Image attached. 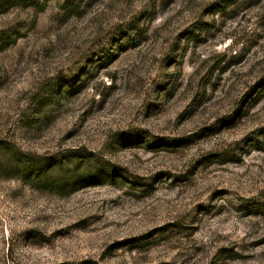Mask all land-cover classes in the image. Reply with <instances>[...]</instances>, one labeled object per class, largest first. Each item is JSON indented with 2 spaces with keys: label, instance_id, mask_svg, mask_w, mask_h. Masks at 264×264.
<instances>
[{
  "label": "rangeland",
  "instance_id": "1",
  "mask_svg": "<svg viewBox=\"0 0 264 264\" xmlns=\"http://www.w3.org/2000/svg\"><path fill=\"white\" fill-rule=\"evenodd\" d=\"M0 264H264V0H0Z\"/></svg>",
  "mask_w": 264,
  "mask_h": 264
},
{
  "label": "trees",
  "instance_id": "2",
  "mask_svg": "<svg viewBox=\"0 0 264 264\" xmlns=\"http://www.w3.org/2000/svg\"><path fill=\"white\" fill-rule=\"evenodd\" d=\"M46 6V3L42 4L40 6L39 12H41ZM50 168L51 169H56L59 168L58 162H53L50 163ZM38 169V168H37ZM31 168L30 166L27 165H22V167L16 168V172L18 175L20 176H24L30 179H34V180H40L41 177L45 176L47 171H43L42 168H40L39 170ZM45 170H47V168H45ZM55 171V170H54ZM86 175V176H85ZM83 174L78 178L72 179V178H65V179H57L54 181H50L51 182V186H54L55 188H73L75 189L78 184H80L81 182H85L86 180L90 181V180H94L96 177L101 179V177H98L96 175H90L89 173L87 174Z\"/></svg>",
  "mask_w": 264,
  "mask_h": 264
}]
</instances>
